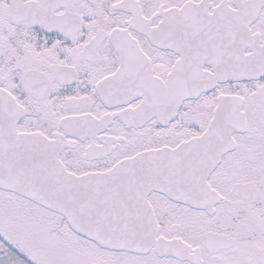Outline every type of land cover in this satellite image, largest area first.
Returning <instances> with one entry per match:
<instances>
[{"label": "snow or ice", "instance_id": "6c2138e0", "mask_svg": "<svg viewBox=\"0 0 264 264\" xmlns=\"http://www.w3.org/2000/svg\"><path fill=\"white\" fill-rule=\"evenodd\" d=\"M0 264H264V0H0Z\"/></svg>", "mask_w": 264, "mask_h": 264}]
</instances>
